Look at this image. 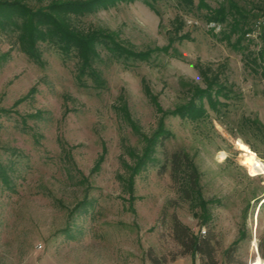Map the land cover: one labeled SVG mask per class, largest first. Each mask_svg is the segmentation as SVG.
<instances>
[{"label": "rangeland", "instance_id": "374dc122", "mask_svg": "<svg viewBox=\"0 0 264 264\" xmlns=\"http://www.w3.org/2000/svg\"><path fill=\"white\" fill-rule=\"evenodd\" d=\"M205 1L216 8L226 0ZM238 1L263 27L264 0ZM198 3L193 12L180 0H158L156 11L140 1L119 3L75 20L85 32L107 30L136 51H151L148 61L128 64L105 56L98 87L87 76L78 81L74 55L39 43L43 63H35L17 32L0 29V264H149L150 252L166 264H201L180 254L175 217L195 234L212 235L221 264H262L264 130L255 123L264 127V78L220 40L223 26L208 24ZM202 69L218 73L229 96H219L215 108L202 99L199 119L171 114L195 86L206 88ZM162 119L168 138L159 160L136 175L130 192L128 147L142 148ZM175 150L198 170L205 211L185 199L170 170L161 171L166 152Z\"/></svg>", "mask_w": 264, "mask_h": 264}, {"label": "trees", "instance_id": "16d2710c", "mask_svg": "<svg viewBox=\"0 0 264 264\" xmlns=\"http://www.w3.org/2000/svg\"><path fill=\"white\" fill-rule=\"evenodd\" d=\"M37 6L31 7L25 0H0V29L9 33L17 32L18 41L23 52L35 63L42 64V54L39 43H50L57 46L60 51L70 57H77L76 78L84 84V76L90 78L98 87L104 84V78L99 71V64L108 59L128 64L130 61L141 59L149 60L151 51H136L118 40V36L107 30L83 31L75 25V20L81 19L101 11L115 7L119 3L143 2L152 10L155 9V2L158 0H30ZM181 4L193 12L195 0H180ZM197 9H206L205 20L208 24L223 26L221 41L230 42L231 46L241 51L245 59V65L256 74L264 78V25L257 24L259 18L252 9L241 6L238 0H226L216 8H212L205 0H199ZM256 28L260 29L259 34L254 38ZM212 29V28H211ZM237 36L234 42L232 37ZM260 43L257 50H252L253 43ZM168 51V48H163ZM210 69H202L207 82L206 88L195 86L193 98L186 104L177 107L171 112L173 115L188 116L192 119H199L205 114L203 105L204 98H208L212 108L219 103L218 97H228V90L225 85L219 82L218 73L207 74ZM86 78V79H87ZM146 93L161 113L163 109L157 96L146 88ZM197 100H199L197 102ZM125 118L129 120L133 129L139 131L134 122L126 103L121 105ZM259 131L263 132L264 127L256 124ZM168 138V130L163 119L159 122L157 131L151 136L144 137V146L140 149L128 147L131 162L125 161L129 173L127 186L130 192L134 191L135 177L150 164H156L158 158L156 153L158 147L165 146ZM67 154V153H66ZM72 161L69 153L65 155ZM104 156H101L94 170L100 167ZM161 171L170 170L172 178L179 184L185 199L191 204L201 207L205 211L209 201L202 197L199 184L198 170L183 150L166 152L164 162L160 165ZM204 222L210 217L205 215ZM172 232L175 241L180 245V254H190L194 259L200 258L201 264H221L217 256V250L210 233L195 234L190 227L183 224L178 218L173 219ZM233 247L227 250L229 255ZM175 258V257H174ZM149 264H166L164 256H158L153 252L149 254Z\"/></svg>", "mask_w": 264, "mask_h": 264}, {"label": "built area", "instance_id": "2783aa9c", "mask_svg": "<svg viewBox=\"0 0 264 264\" xmlns=\"http://www.w3.org/2000/svg\"><path fill=\"white\" fill-rule=\"evenodd\" d=\"M202 232H203V233H205L206 231H205V230H203ZM260 260H261L262 264H264V260H263V259H261V258H260ZM255 263H256V262H254L253 264H255Z\"/></svg>", "mask_w": 264, "mask_h": 264}]
</instances>
